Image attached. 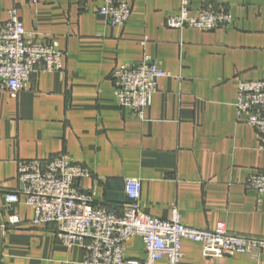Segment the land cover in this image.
I'll return each mask as SVG.
<instances>
[{
	"label": "crops",
	"instance_id": "crops-1",
	"mask_svg": "<svg viewBox=\"0 0 264 264\" xmlns=\"http://www.w3.org/2000/svg\"><path fill=\"white\" fill-rule=\"evenodd\" d=\"M126 1L129 21L113 27L99 13L104 0H0V23L16 5L35 41L65 52L64 70L34 75L17 93L0 88V224L20 219L0 229V264H84V250L65 246L54 223H33L23 196L15 210L5 200L20 188L19 161L59 155L88 167L83 190L118 213L129 203L107 199L108 180L138 178L140 207L154 217L168 220L176 207L190 227L225 222L231 234L264 238V193L246 185L264 173V144L236 110L240 82L264 80V0H191L192 16L207 5L233 14L232 26L213 31L168 27L180 0ZM146 57L170 76L140 119L119 105L112 73ZM125 246L127 260L145 264L140 236ZM182 252L181 264H264V249L214 259L183 240Z\"/></svg>",
	"mask_w": 264,
	"mask_h": 264
},
{
	"label": "built area",
	"instance_id": "built-area-1",
	"mask_svg": "<svg viewBox=\"0 0 264 264\" xmlns=\"http://www.w3.org/2000/svg\"><path fill=\"white\" fill-rule=\"evenodd\" d=\"M18 3L19 0H13ZM32 3L54 0H26ZM99 9L109 25L122 27L130 19L131 4L126 0H104ZM191 0H180L179 13L169 16L167 26L213 31L233 25V14L225 7L207 5L199 16L190 14ZM148 40L146 38L143 43ZM65 52L55 40L38 42L28 32L14 5L8 10V19L0 23V88L17 93L25 89L34 75L64 70ZM170 73L146 57L142 63L118 65L112 73L114 92L119 105L129 107L140 119L152 105L158 91V81ZM237 117L247 116L264 144V80H244L239 84L236 103ZM92 175L88 167L69 161L64 155L42 161L38 159L18 162L20 188L6 193L9 208L15 210L21 203L34 209L33 223L56 225V235L68 248L79 246L84 250V264H138L127 260L126 241L133 235L142 238L146 253L145 264H154L166 259L168 264H181L182 241L198 242L202 255L221 258L254 249H264V238L234 235L225 222L215 229L205 230L190 227L182 222L178 208L174 207L171 218L159 219L145 211L139 204L141 181L126 179L124 194L133 200L121 213L97 204L92 193L83 190L81 182ZM248 188L264 193V173H254L246 180ZM20 222L12 213L0 229Z\"/></svg>",
	"mask_w": 264,
	"mask_h": 264
},
{
	"label": "water",
	"instance_id": "water-1",
	"mask_svg": "<svg viewBox=\"0 0 264 264\" xmlns=\"http://www.w3.org/2000/svg\"><path fill=\"white\" fill-rule=\"evenodd\" d=\"M124 187H125V181L124 180H116V179H110L108 180V188L109 193L107 199L111 202H126V203H132L133 200L129 199L124 195Z\"/></svg>",
	"mask_w": 264,
	"mask_h": 264
}]
</instances>
